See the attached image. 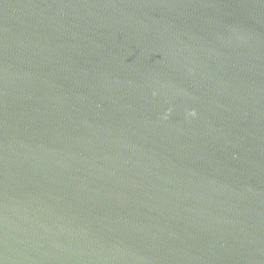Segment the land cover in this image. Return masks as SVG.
I'll return each mask as SVG.
<instances>
[{"label": "water", "instance_id": "1", "mask_svg": "<svg viewBox=\"0 0 264 264\" xmlns=\"http://www.w3.org/2000/svg\"><path fill=\"white\" fill-rule=\"evenodd\" d=\"M0 264H264V0H0Z\"/></svg>", "mask_w": 264, "mask_h": 264}]
</instances>
